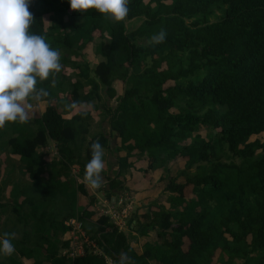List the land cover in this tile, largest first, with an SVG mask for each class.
Here are the masks:
<instances>
[{"label":"trees","instance_id":"trees-1","mask_svg":"<svg viewBox=\"0 0 264 264\" xmlns=\"http://www.w3.org/2000/svg\"><path fill=\"white\" fill-rule=\"evenodd\" d=\"M129 9L127 19L141 18L132 29L94 9L72 11L68 0H32L30 31L75 71L61 70L54 87L38 83L49 101L34 127L0 130V235L16 233L0 264H106L104 255L121 264L122 254L126 264H264V137L250 138L264 131V0H130ZM161 29L165 41L149 45ZM90 42L100 56L93 65L82 59ZM55 98L79 111L64 115ZM93 108L106 132L91 130ZM114 134L118 168L96 191L117 196L134 167L157 169L167 194L130 216L141 252L72 172L84 177L91 144L109 148ZM49 141L54 154L41 149ZM70 217L100 252L62 253Z\"/></svg>","mask_w":264,"mask_h":264},{"label":"clouds","instance_id":"clouds-1","mask_svg":"<svg viewBox=\"0 0 264 264\" xmlns=\"http://www.w3.org/2000/svg\"><path fill=\"white\" fill-rule=\"evenodd\" d=\"M32 0H0V130L7 123L26 124L32 118L30 101L39 102L49 92L38 88V83L49 79L55 86L56 76L62 70L61 54L53 49L45 38L30 31L34 22L29 11ZM70 9L85 13L94 9L107 20L121 22L130 11V0H68ZM166 31L161 29L153 35L149 45L163 43ZM78 110L76 102L65 106ZM86 114V113H84ZM91 159L85 166L83 181L86 186L97 189L102 186L104 149L95 141L90 146ZM15 233L5 232L0 239V254L11 256L15 252L12 239ZM127 256L122 254L121 264Z\"/></svg>","mask_w":264,"mask_h":264},{"label":"crops","instance_id":"crops-1","mask_svg":"<svg viewBox=\"0 0 264 264\" xmlns=\"http://www.w3.org/2000/svg\"><path fill=\"white\" fill-rule=\"evenodd\" d=\"M48 101L49 100H46V99H43V98L39 102H37L35 100L30 101V103L32 105V107L30 109V113L32 114V118L34 116H39L42 113V111L45 109ZM50 101H52V103H55L60 108H62V112H63L64 115H69L72 111L75 110V109L67 110L65 107H63V105H61L58 102L57 98L52 99ZM82 106L84 108L86 107V105H84V104H82ZM91 115H92V118H93V123L97 124L100 121V110L98 108L97 109L93 108L91 110ZM32 118L30 119V121L28 123H26L31 128L35 126L33 124ZM106 119L107 118H105V119L100 121L101 122L100 123L101 126H103V131L104 132H106L108 130ZM93 123H92L91 128L93 127ZM108 135H110L109 132H107V136ZM109 143H110L109 148H103L104 149V157H103V159H104L105 167H104L101 175L103 177L102 186H105V187L107 186L108 177L112 176L114 174V172L117 171V168H118V162H117L118 152L115 150V146L117 144V136H116V134L111 136ZM51 144L54 145L53 142L49 141L47 146L44 147V148H41V149L48 150V147H50V148L52 147ZM53 151H55V150H53ZM11 155L14 156V157L18 156L17 154H11ZM139 166H140V164H139ZM140 170H142V169H136L134 167H130L128 169V171L124 175L125 179H124V182H123L124 191H127L128 193H130V195L133 196V198L135 200V203H136V207L137 206H142L143 204L147 203L151 199H157V200L166 201L167 194L166 193L163 194L161 192V188L163 187L164 182H162V181H160L158 179V175H159L158 170L157 169L153 170V171L157 172V177H155L154 173H152V171H151V174H152L151 177L152 178L143 176V172L139 173ZM136 174H137V176H136ZM2 175H3V173H2V170H1L0 171V184L3 181L2 180V178H3ZM9 189H10V185L8 184L7 187H6L5 196H8V190ZM88 192L94 193V190L91 189V188H88ZM117 193L119 195V194L122 193V191H118ZM150 193H152V195ZM95 194H96V196L99 197V195H102L103 193H102V191H97V192H95ZM77 202H78V204L80 206L85 205L86 202H87V196L84 195L83 193H78ZM125 231L130 232V233L135 235V237H132V239L130 240V244L135 248V250L137 252H141L142 245H141L140 236L136 235V231L134 229L128 228ZM68 235H69L68 231H65L63 234H61V238H68ZM0 239H2L1 235H0ZM0 257H3V254H0ZM21 261H22V264H31L32 261H33V258H31V257H21Z\"/></svg>","mask_w":264,"mask_h":264},{"label":"built area","instance_id":"built-area-1","mask_svg":"<svg viewBox=\"0 0 264 264\" xmlns=\"http://www.w3.org/2000/svg\"><path fill=\"white\" fill-rule=\"evenodd\" d=\"M75 169L76 167L72 168L75 178L78 182L84 183L83 176L79 175ZM93 190L94 193L97 192L96 189ZM97 199L98 201L94 204V207L99 213L108 214L113 224L119 229L126 230L129 228V219L136 207L135 200L133 196L130 195V193L124 191L117 196H113V199L107 197L103 193L102 195H99V197L97 196ZM66 223L70 226L67 230L69 234V243L62 250L63 254L70 257H75L78 255H83L87 248L95 253L100 252L97 246H95V243L85 233L82 227V221L80 219L76 217H70L68 220H66ZM104 256L106 264H114L113 258L111 256Z\"/></svg>","mask_w":264,"mask_h":264},{"label":"rangeland","instance_id":"rangeland-1","mask_svg":"<svg viewBox=\"0 0 264 264\" xmlns=\"http://www.w3.org/2000/svg\"><path fill=\"white\" fill-rule=\"evenodd\" d=\"M45 22L48 24L49 23V19L46 17V19H45ZM141 22V18L140 17H134V18H130V19H125V26H126V28L127 29H132V28H134V27H136L139 23ZM140 40H142V41H145V39H139V41ZM94 43L92 44V42H90V43H88V45H86L83 49H82V51H83V55H82V59L83 60H87L88 62H89V64L90 65H93L99 58H100V56L96 53V52H94ZM63 67H62V71L63 72H65L66 74H71L72 72H74L75 70L74 69H72V67L69 65V64H64V65H62ZM114 86L116 87V89L118 90V92H120L121 91V89H122V84H121V82H119V81H117V80H115V82H114ZM114 99V98H113ZM112 101V100H111ZM114 103V102H113ZM36 114V113H35ZM107 123V122H106ZM98 124H100V123H97V124H94L93 123V127H92V131H94V130H98L99 129V126H98ZM14 127L13 126H9V129L7 128V130H9L10 131V133H12V131L14 130L13 129ZM199 132H201L202 134H205V132H206V128L205 127H201L200 129H199ZM13 134V133H12ZM255 137H259V138H263L264 137V131L263 132H261V133H259V134H252L251 135V139H253V138H255ZM52 145V144H51ZM50 147H48V152L50 153V154H54L53 153V148L51 147L50 149H49ZM179 159V164H181V165H183V163H184V158H182V157H180V158H178ZM7 162V159L5 160V163ZM4 163V164H5ZM138 164L140 163L141 164V161L140 160H138V162H137ZM4 164H1L2 166H4ZM1 166V167H2ZM1 170H2V173L4 172L3 171V167L1 168ZM151 171H152V173H154V176L155 177H157V172H155V171H153V170H145V171H143V170H140L139 171V173H141V172H143V176H145V177H151ZM138 174V173H137ZM137 174H136V176H137ZM189 188H186V191L188 190ZM151 195H152V193H150ZM150 195V196H151ZM144 209V208H143ZM145 211L144 210H142V213H144Z\"/></svg>","mask_w":264,"mask_h":264},{"label":"water","instance_id":"water-1","mask_svg":"<svg viewBox=\"0 0 264 264\" xmlns=\"http://www.w3.org/2000/svg\"><path fill=\"white\" fill-rule=\"evenodd\" d=\"M117 92H118V90H117ZM111 198L113 199V196Z\"/></svg>","mask_w":264,"mask_h":264}]
</instances>
